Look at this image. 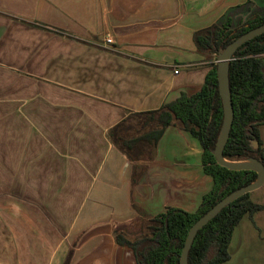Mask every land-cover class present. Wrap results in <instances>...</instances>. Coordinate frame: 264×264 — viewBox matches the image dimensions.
I'll return each instance as SVG.
<instances>
[{
    "label": "crops",
    "instance_id": "0c3cea01",
    "mask_svg": "<svg viewBox=\"0 0 264 264\" xmlns=\"http://www.w3.org/2000/svg\"><path fill=\"white\" fill-rule=\"evenodd\" d=\"M248 1L0 0V264H139L118 232L200 208L214 180L179 122L129 155L112 132L199 93L216 55L196 34ZM261 214L242 231L257 240Z\"/></svg>",
    "mask_w": 264,
    "mask_h": 264
},
{
    "label": "trees",
    "instance_id": "16d2710c",
    "mask_svg": "<svg viewBox=\"0 0 264 264\" xmlns=\"http://www.w3.org/2000/svg\"><path fill=\"white\" fill-rule=\"evenodd\" d=\"M242 13L247 16L246 20L240 16ZM262 25L264 7L257 0H249L245 5L230 9L211 28L198 32V51L218 57L232 42ZM229 78L234 121L224 149V158L229 161L255 158L264 164L260 136V128L264 125V34L238 49L230 63ZM150 114L156 118L157 128L140 137L122 140L117 137L118 127L112 132L115 144L128 155L145 144L157 145L166 128L177 121L202 144L204 171L213 178L214 185L196 212L169 207L149 219L151 238L145 236L132 243L126 239V233L118 232L117 242L131 247L139 264H180L192 226L228 195L254 183L258 175L252 171L228 170L218 165L215 159L214 150L224 124L217 59L199 93L182 95L176 102ZM251 194L230 204L198 232L189 252L188 264H225L230 261V245L235 229L246 216L253 219L255 214L264 212V204L253 202Z\"/></svg>",
    "mask_w": 264,
    "mask_h": 264
},
{
    "label": "water",
    "instance_id": "95a60500",
    "mask_svg": "<svg viewBox=\"0 0 264 264\" xmlns=\"http://www.w3.org/2000/svg\"><path fill=\"white\" fill-rule=\"evenodd\" d=\"M262 34H264V25L242 35L237 40L228 45L218 55L217 76L219 83V92L224 108V124L216 148L214 150V156L217 164L221 167L227 168L231 171H252L257 173L258 178L254 183L231 193L226 198L221 200L216 206H214L192 226L186 239L185 246L182 250L180 264H188L189 252L192 248L195 237L203 227H205L209 222L217 217L230 204L237 201L239 198L243 197L246 194L253 193L264 185V164L262 161L255 158H251L245 161H229L225 159L223 155L225 146L230 137V132L234 121V107L229 78L230 63L231 61H233L234 56L240 47H242L248 41L253 40L254 38Z\"/></svg>",
    "mask_w": 264,
    "mask_h": 264
},
{
    "label": "rangeland",
    "instance_id": "374dc122",
    "mask_svg": "<svg viewBox=\"0 0 264 264\" xmlns=\"http://www.w3.org/2000/svg\"><path fill=\"white\" fill-rule=\"evenodd\" d=\"M258 3L264 7V0H257ZM217 59V57H216ZM135 128V127H134ZM139 134V132H136V130L131 129H125V131L121 132L122 138L125 136L131 137L134 135ZM152 148L150 149V151ZM149 151V153H150ZM151 154V153H150ZM148 155V157L150 156ZM147 157V159H148ZM251 200L255 203L264 204V187L260 190H256L251 194ZM264 217V212L261 214ZM149 225L150 221L144 220V221H135L130 224V226L127 227L128 235L132 233V236H128L129 240L132 241V243L138 242L143 237L151 238V234L149 231ZM252 228L251 222H249L248 216H246L243 219V222L241 226L239 227V230L235 236L234 239V251L236 252L233 263L234 264H264V228L263 232L258 235V240L255 239L252 235H248L247 233H243L242 231H245L246 229ZM243 234V235H241ZM261 236V238H259ZM243 240L242 242H240Z\"/></svg>",
    "mask_w": 264,
    "mask_h": 264
},
{
    "label": "built area",
    "instance_id": "2783aa9c",
    "mask_svg": "<svg viewBox=\"0 0 264 264\" xmlns=\"http://www.w3.org/2000/svg\"><path fill=\"white\" fill-rule=\"evenodd\" d=\"M114 44L113 39L112 38H107L106 42H105V46L106 47H111ZM176 74L178 73V71L175 72Z\"/></svg>",
    "mask_w": 264,
    "mask_h": 264
}]
</instances>
